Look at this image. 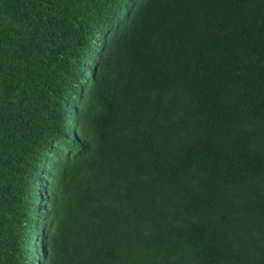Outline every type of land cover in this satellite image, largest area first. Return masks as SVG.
Masks as SVG:
<instances>
[{"label": "trees", "instance_id": "16d2710c", "mask_svg": "<svg viewBox=\"0 0 264 264\" xmlns=\"http://www.w3.org/2000/svg\"><path fill=\"white\" fill-rule=\"evenodd\" d=\"M0 264H264V0H0Z\"/></svg>", "mask_w": 264, "mask_h": 264}]
</instances>
